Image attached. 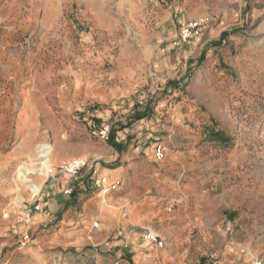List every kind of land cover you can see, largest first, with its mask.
Returning <instances> with one entry per match:
<instances>
[{
    "label": "rangeland",
    "instance_id": "obj_1",
    "mask_svg": "<svg viewBox=\"0 0 264 264\" xmlns=\"http://www.w3.org/2000/svg\"><path fill=\"white\" fill-rule=\"evenodd\" d=\"M47 147L86 166L36 195ZM236 236L264 261V0H0V264H229Z\"/></svg>",
    "mask_w": 264,
    "mask_h": 264
},
{
    "label": "built area",
    "instance_id": "obj_2",
    "mask_svg": "<svg viewBox=\"0 0 264 264\" xmlns=\"http://www.w3.org/2000/svg\"><path fill=\"white\" fill-rule=\"evenodd\" d=\"M203 22H191L180 32V41L182 43L189 42L195 34H197L202 28ZM103 136H107V130L102 132ZM110 135V134H109ZM167 154V148L163 145H158L155 148V156L157 160H163ZM86 166V162L82 160H75L63 166H54L51 162L47 164H39V168L42 169L44 178L46 181H50L55 185H62L75 179L79 172ZM73 190L67 189L66 195L72 194ZM40 191L37 193L39 195ZM36 194V195H37ZM147 240L155 243L158 248H164L165 244L160 238L155 235H149ZM247 264H264V261L258 258H254Z\"/></svg>",
    "mask_w": 264,
    "mask_h": 264
},
{
    "label": "crops",
    "instance_id": "obj_3",
    "mask_svg": "<svg viewBox=\"0 0 264 264\" xmlns=\"http://www.w3.org/2000/svg\"><path fill=\"white\" fill-rule=\"evenodd\" d=\"M122 173H109L105 172L103 173L101 178L106 179L108 183H113L117 177H119ZM99 177V179H100ZM97 178V173H94L89 179H94L96 180ZM88 179V180H89ZM99 202V200H97ZM94 204V202H90L86 204V206H103L100 203ZM215 210L224 208L226 210L230 211H241L243 212V208L246 209L247 206H213ZM245 213V212H244ZM246 215L244 214V219ZM241 221V220H240ZM232 227V226H231ZM243 231V229H242ZM251 247L249 241L247 239L240 240L237 236L234 238H231L228 241L227 246L225 247V252L222 254V259L225 260L226 263L229 264H240L242 261H247L248 262V256L245 254V251H247ZM246 262V263H247Z\"/></svg>",
    "mask_w": 264,
    "mask_h": 264
},
{
    "label": "bare ground",
    "instance_id": "obj_4",
    "mask_svg": "<svg viewBox=\"0 0 264 264\" xmlns=\"http://www.w3.org/2000/svg\"><path fill=\"white\" fill-rule=\"evenodd\" d=\"M45 150L44 151H45L46 155L41 157V160L36 165V167L35 166L31 167V168L35 167L36 170L32 169L33 171H31L30 169L29 170L26 169V170H28V171H26V173H21L20 174V178H21L23 184L28 185L29 188L31 189V191H33L34 194H37L40 191V186H39L38 183H36L37 181L35 182V181H33V179L29 178V175L30 174H34L37 171L39 173V176H40V174H43V171H42V169L39 168V164L40 163L47 164V163L51 162V159L48 157L49 154H50V150H51L50 147H47ZM43 176H44V174H43Z\"/></svg>",
    "mask_w": 264,
    "mask_h": 264
},
{
    "label": "trees",
    "instance_id": "obj_5",
    "mask_svg": "<svg viewBox=\"0 0 264 264\" xmlns=\"http://www.w3.org/2000/svg\"><path fill=\"white\" fill-rule=\"evenodd\" d=\"M151 105H152V104H148L145 113H139V114H137V115H136V119H137V120H141V119H144L145 117H147V116L150 114L151 110H152V106H151ZM115 134H116V131H112V132L110 133L108 143H109V145H110L112 148L116 149L118 152H122V150H123L124 147L122 146L121 143H118V142L116 141Z\"/></svg>",
    "mask_w": 264,
    "mask_h": 264
}]
</instances>
